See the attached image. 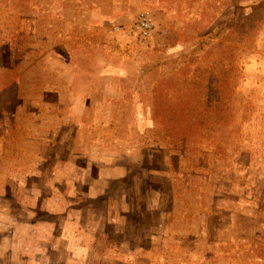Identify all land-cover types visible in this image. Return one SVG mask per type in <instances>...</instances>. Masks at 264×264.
Listing matches in <instances>:
<instances>
[{
	"label": "rangeland",
	"instance_id": "obj_1",
	"mask_svg": "<svg viewBox=\"0 0 264 264\" xmlns=\"http://www.w3.org/2000/svg\"><path fill=\"white\" fill-rule=\"evenodd\" d=\"M0 264H264V0H0Z\"/></svg>",
	"mask_w": 264,
	"mask_h": 264
},
{
	"label": "built area",
	"instance_id": "obj_2",
	"mask_svg": "<svg viewBox=\"0 0 264 264\" xmlns=\"http://www.w3.org/2000/svg\"><path fill=\"white\" fill-rule=\"evenodd\" d=\"M140 28L143 31V33L145 35H147L148 33H150L151 31V20L148 16H144L141 20H140Z\"/></svg>",
	"mask_w": 264,
	"mask_h": 264
},
{
	"label": "trees",
	"instance_id": "obj_3",
	"mask_svg": "<svg viewBox=\"0 0 264 264\" xmlns=\"http://www.w3.org/2000/svg\"><path fill=\"white\" fill-rule=\"evenodd\" d=\"M179 130H180V129H178V132H180ZM188 132H191V131H188Z\"/></svg>",
	"mask_w": 264,
	"mask_h": 264
}]
</instances>
